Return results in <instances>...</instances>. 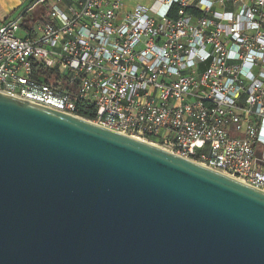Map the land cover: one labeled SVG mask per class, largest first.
Segmentation results:
<instances>
[{
	"label": "built area",
	"instance_id": "1",
	"mask_svg": "<svg viewBox=\"0 0 264 264\" xmlns=\"http://www.w3.org/2000/svg\"><path fill=\"white\" fill-rule=\"evenodd\" d=\"M124 1L39 0L43 21L2 22L0 92L264 191V0Z\"/></svg>",
	"mask_w": 264,
	"mask_h": 264
},
{
	"label": "water",
	"instance_id": "2",
	"mask_svg": "<svg viewBox=\"0 0 264 264\" xmlns=\"http://www.w3.org/2000/svg\"><path fill=\"white\" fill-rule=\"evenodd\" d=\"M0 264H264V191L0 92Z\"/></svg>",
	"mask_w": 264,
	"mask_h": 264
},
{
	"label": "crops",
	"instance_id": "3",
	"mask_svg": "<svg viewBox=\"0 0 264 264\" xmlns=\"http://www.w3.org/2000/svg\"><path fill=\"white\" fill-rule=\"evenodd\" d=\"M32 0H0V21H11L8 18L12 17L18 10L24 8L27 4H29ZM159 0H154L150 5L143 4L141 0H130V3L132 6L137 4V5H145V6H152L155 5L157 6ZM136 2V3H134ZM125 5V10H128ZM133 7L130 9L132 10Z\"/></svg>",
	"mask_w": 264,
	"mask_h": 264
},
{
	"label": "trees",
	"instance_id": "4",
	"mask_svg": "<svg viewBox=\"0 0 264 264\" xmlns=\"http://www.w3.org/2000/svg\"><path fill=\"white\" fill-rule=\"evenodd\" d=\"M34 0H32L31 2H33ZM178 9H179V5L178 4H174L170 11H169V16L170 17H176L178 15ZM46 17V11L43 7H37L35 8V10L33 11V14L30 18L31 21H43V18ZM2 22L0 21V24ZM85 116H90V112H85L84 113Z\"/></svg>",
	"mask_w": 264,
	"mask_h": 264
},
{
	"label": "rangeland",
	"instance_id": "5",
	"mask_svg": "<svg viewBox=\"0 0 264 264\" xmlns=\"http://www.w3.org/2000/svg\"><path fill=\"white\" fill-rule=\"evenodd\" d=\"M141 1H142L143 4L150 5V3H152L154 0H141ZM50 3H52V0H50ZM124 3H125L126 6H129V5L131 6V7H127L128 10H130L132 7L134 8V7L137 5V4H135V5L132 6V5L130 4V3H132V2H130V0H125ZM134 3H136V2H134ZM143 4H141V5H143ZM22 10H23V8L20 9V10H18V11L12 16V17H10V18H8V19H9V20H15V19L19 16V14L21 13ZM32 14H33V10L29 11V12L26 14V18L31 17ZM20 33H21V34H25V32H24L23 29H21Z\"/></svg>",
	"mask_w": 264,
	"mask_h": 264
}]
</instances>
